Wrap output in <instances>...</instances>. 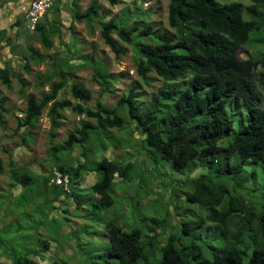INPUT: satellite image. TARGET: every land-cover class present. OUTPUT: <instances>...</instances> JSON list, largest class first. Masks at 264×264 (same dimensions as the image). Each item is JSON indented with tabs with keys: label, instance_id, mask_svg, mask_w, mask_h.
<instances>
[{
	"label": "trees",
	"instance_id": "trees-1",
	"mask_svg": "<svg viewBox=\"0 0 264 264\" xmlns=\"http://www.w3.org/2000/svg\"><path fill=\"white\" fill-rule=\"evenodd\" d=\"M28 1L31 0H1L0 18L7 16L15 5ZM61 1L53 0L36 28L30 32L45 50L62 43L68 50L61 62L51 67L48 74L37 82L39 85L49 84L48 91L42 93L39 99L33 93L25 95L26 81L19 78L13 67L0 65V82L11 89V77H18L21 84L19 93L26 97L23 116L15 128L17 131L22 127L18 145L29 147L33 142L34 129L45 109L50 121L48 136L51 146L48 158L51 164L48 172L42 174L35 170V174H32L29 163L19 165L10 155L8 200L12 201L13 189L18 186H22L26 192L31 191L30 186L35 182V177H42L47 184L52 182L61 191L71 193L69 183L87 163L79 162L76 167L73 166L71 150L78 148L80 156L85 158L89 154L95 155L92 145L87 148L91 136L96 131L99 134V129L122 127L126 119H130L143 135L144 142L169 161L173 170H193L197 166L214 168L218 165L215 174L200 173L185 183L191 189L187 199L210 205L206 218L219 222L216 227L225 232L228 241L223 250L215 251L212 258L202 264H264V200L260 206H255L246 197L247 189H243L245 197L237 194V189H240L237 180L241 179L244 165H264V99L258 89L259 86L264 91V0H250L246 5L220 3L217 0H169L167 23L173 30L164 28L159 31H154L147 24L142 28L136 24L118 25L113 18L104 22L101 19L95 21L98 9L94 5L81 10L79 0H70V21L84 23L90 32H93L94 23H97L104 43L116 58L127 50L117 44L113 33L132 46L136 73L144 81L148 83L151 71L165 82L175 81L153 93L145 106L139 103L138 93L133 86L111 109L100 100L96 107L87 106L91 99L90 92L74 75L75 69L80 67L78 63L90 65L94 80L103 87L104 92L112 91L111 75L105 70L104 61L85 56L74 57L76 52L71 51L69 45L72 25L65 26L61 19H54V15L59 13ZM119 1L107 0L111 5ZM16 19L11 26L21 24L20 16ZM12 32L6 37L4 30H0V44L4 41L0 47V61L9 58L11 46L17 45L19 31L12 29ZM253 41L257 42L254 43L256 50L241 59L238 56L239 49ZM26 49L27 54L21 58L24 61L23 68L28 71L30 62L42 61L44 55L29 43ZM76 59L80 61L76 62ZM54 76H58V81H52ZM67 86L74 102L60 97L61 90ZM227 105L231 110L227 109ZM65 109L75 114H85L95 122L82 121L67 133L61 143L53 144L57 135L55 130L61 126V119L64 118L62 111ZM6 112V98L0 96V125L4 123ZM234 125H237V130L225 144H220L234 129ZM112 138L114 146H118L117 135ZM101 147L104 148V143ZM97 165L103 168V174L91 188L95 193L93 205L102 209L113 203L110 187L116 177L125 176L127 166L106 156H102ZM53 168L68 176L66 187L53 180ZM2 172L0 159V174ZM237 177L240 179L235 180ZM232 178L233 184L229 180ZM1 190L0 199L3 197ZM4 202L8 203L6 200ZM15 205L14 209L10 208L9 203L6 206L7 218L13 217L17 211ZM15 220L18 221V216ZM204 221L201 219V223ZM7 224L2 230H8ZM194 224L184 223L183 232L186 233ZM105 229L108 256L116 258V264H136L143 254L139 245L141 229L133 228L127 232L115 221L106 223ZM248 237L253 238L255 243L248 257L244 258L237 245L244 244L246 252L248 247L244 239L250 244ZM172 238H167L161 249V257L154 264H188L190 257L201 255V250L194 242L188 246H176ZM0 244V256L10 258L9 264H41L16 253L15 249H12L14 253L11 254L5 248V239H0ZM145 262L148 264L147 260ZM0 264L4 263L0 261ZM45 264L65 263L54 261ZM97 264L112 263L104 261Z\"/></svg>",
	"mask_w": 264,
	"mask_h": 264
},
{
	"label": "rangeland",
	"instance_id": "rangeland-1",
	"mask_svg": "<svg viewBox=\"0 0 264 264\" xmlns=\"http://www.w3.org/2000/svg\"><path fill=\"white\" fill-rule=\"evenodd\" d=\"M69 1H61L60 11L54 15V19H61L65 26L72 25L73 33L69 45L71 51L76 52L74 57L85 56L104 61L105 70L111 75L109 79L112 91L104 92L103 87L94 80L90 65L78 63L80 67L75 69L74 75L76 80L90 92L91 99L87 106L96 107L97 101L100 100L111 109L117 100L126 95L133 86L138 93L139 103L145 106L153 93L175 82H165L153 71L148 74V83L144 81L136 73L132 46L113 33L112 37L117 44L127 50L125 54L116 58L104 43L97 23H94L93 32H90L84 23L70 21ZM168 1L120 0L117 4L111 5L107 0H79V4L81 10L88 5H94L98 9L95 21L101 19V22H104L113 18L118 25L136 24L142 28L147 24L151 25L154 31H159V29L170 28L167 23ZM217 1L237 2L243 5L250 2V0ZM22 34L25 37L24 42H19L17 47L13 46L10 49L12 57L0 61V65L13 67L19 78L27 83L25 95L33 93L39 99L42 93L48 91L49 84L39 85L37 82L48 74L51 67L61 62V59L68 54V50L63 43L55 44L49 50H45L33 33L29 36L26 30H22ZM28 43L44 55V58L42 61L30 62L29 70L26 71L21 57L27 54ZM254 43L257 44L253 41V43L242 45L238 56L244 59L253 54L256 50ZM260 69L258 66V70ZM19 78L11 77V89L0 82V96L6 98L7 107L4 123L0 125V159L3 164V172L0 174V189L3 193L0 199V239H5L6 250L13 254L15 249L16 253L26 255L41 264L54 261L65 264H97L108 261L116 264V258L109 257L107 254L108 239L105 225L110 221L117 222L127 232L133 228L141 229L139 245L143 254L136 264H147L145 260L148 264H154L155 260L161 257V249L170 237H173L172 241L176 246L181 244L188 246L194 242L193 244L201 250V255L190 257L188 264H202L211 259L215 251L225 248L228 241L224 235L225 232L216 227L219 222L206 218L210 205L188 200L187 194L191 192V189L185 184L187 179L196 177L200 173L215 174V168L218 165L214 168L197 166L193 170L189 168L182 171L173 170L169 161L164 160L144 142L143 135L134 127L130 119H126V124L122 127L99 129V134L96 131L91 136L87 142V148L92 145L91 149L95 155L89 154L85 158L80 156L78 148L71 150L70 155L74 157L72 158L73 166L76 167L79 162L87 161L79 175L69 183L71 193L61 191L52 182L47 184L42 177L34 176L36 180L30 186L31 191L26 192L22 186L12 188V201H9L7 196L10 193L8 188L10 155L19 165L29 163L32 174H35V170L46 174L51 164L48 158L51 143L48 136L50 121L47 109L43 111L34 129V139L29 147L18 145L22 127L17 131L15 128L26 106V97L19 93L21 85ZM58 79V76H54L52 81H58ZM258 89L264 99V91L259 86ZM60 97L69 99L71 102L75 101L68 86L61 90ZM227 109L231 110L230 106L227 105ZM62 113L64 118L61 119V126L55 130L57 135L53 144L61 143L67 133L79 126L82 121L95 122L85 114H75L69 109L63 110ZM123 114H125L124 111ZM237 128V125H234V129L222 139L220 144H225ZM113 135H117L120 143L118 146H114L112 142ZM102 143L104 148L101 147ZM102 156L121 161L127 166V172L123 178L116 177L113 180L109 191L113 197V203L99 209L93 205L95 193L91 186L103 174V168L97 165V161ZM240 175L242 180L240 177L235 179L241 180H237L240 185L237 194L245 197L246 193L243 189H247V199L255 206H260L264 200V165L247 163ZM229 180L232 184L234 183L233 178ZM5 200L9 205L11 204L10 208L14 209L17 204V211L13 217L7 218L5 215L8 212L6 210L8 203L6 204ZM17 216L18 221L15 220ZM153 219L157 221L154 222ZM201 219L205 221L201 223ZM186 222L196 224L184 233L182 229ZM6 224L8 230H2ZM248 238L250 244H247V239H244L248 247L246 252L244 244L237 245L241 248L244 258L248 257L251 246L255 243L253 238ZM0 261L9 264L10 258H6L5 255L0 256Z\"/></svg>",
	"mask_w": 264,
	"mask_h": 264
},
{
	"label": "built area",
	"instance_id": "built-area-1",
	"mask_svg": "<svg viewBox=\"0 0 264 264\" xmlns=\"http://www.w3.org/2000/svg\"><path fill=\"white\" fill-rule=\"evenodd\" d=\"M53 0H31L28 4V8L25 14L26 18V27L33 31L36 28L37 23L42 19L45 12L51 7ZM54 178L53 180L57 184H66L68 183V176L62 174L56 168H53Z\"/></svg>",
	"mask_w": 264,
	"mask_h": 264
},
{
	"label": "crops",
	"instance_id": "crops-1",
	"mask_svg": "<svg viewBox=\"0 0 264 264\" xmlns=\"http://www.w3.org/2000/svg\"><path fill=\"white\" fill-rule=\"evenodd\" d=\"M1 2V0H0ZM28 4H29V1L28 2H22L20 4H17L15 5L11 12L7 15V16H4V17H1L0 18V30H4V34L5 36L7 37L8 35L12 34V29L13 30H18L19 31V34H18V38L16 40V44L15 47L18 46L19 42H24L25 40V37L24 35L22 34V30H26L28 33H29V36H31L32 33H30V31H28L27 27H26V18H25V14H26V11H27V8H28ZM2 10V9H1ZM60 11V10H59ZM2 11H0V14H1ZM20 16V20H21V24L19 25H14V26H11L13 23L16 22V18ZM25 19V21H24ZM11 31V32H10ZM2 43H4V41L1 42L0 44V47H2ZM13 46H11L12 48ZM10 48V49H11ZM10 51V50H9ZM11 53V51H10ZM12 57V53H11V56ZM7 58V59H10ZM6 60V59H5ZM2 66V65H1Z\"/></svg>",
	"mask_w": 264,
	"mask_h": 264
}]
</instances>
